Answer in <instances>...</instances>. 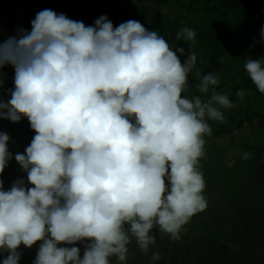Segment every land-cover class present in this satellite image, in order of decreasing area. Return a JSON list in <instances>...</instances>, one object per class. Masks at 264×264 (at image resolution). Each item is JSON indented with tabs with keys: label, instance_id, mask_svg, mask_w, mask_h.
Wrapping results in <instances>:
<instances>
[{
	"label": "clouds",
	"instance_id": "clouds-1",
	"mask_svg": "<svg viewBox=\"0 0 264 264\" xmlns=\"http://www.w3.org/2000/svg\"><path fill=\"white\" fill-rule=\"evenodd\" d=\"M31 26L0 43V69H15L0 119L27 118L36 133L14 157L33 187L18 179L4 190L0 179L2 264H19L20 246L38 241L34 264H127L133 241L149 255L154 229L179 240L207 208L200 161L209 121L227 123L223 110L237 106L215 90L219 78L197 71L194 87L206 99L183 95L195 52L181 62L184 48L172 50L136 20L114 26L103 15L86 26L43 9ZM176 38L192 49L196 32L184 27ZM244 68L264 94V58ZM236 95L243 101L245 92ZM9 141L0 132V175L13 159ZM160 259L152 252L149 264Z\"/></svg>",
	"mask_w": 264,
	"mask_h": 264
},
{
	"label": "rangeland",
	"instance_id": "rangeland-1",
	"mask_svg": "<svg viewBox=\"0 0 264 264\" xmlns=\"http://www.w3.org/2000/svg\"><path fill=\"white\" fill-rule=\"evenodd\" d=\"M52 0H0V43L7 41L9 37L18 36L20 30L27 32L31 31V21L35 19L36 13L43 9H47L48 4ZM110 11L115 15L111 21V16L107 15L109 20L114 26H119L121 23L128 20H136L144 25L149 31H157L170 45L172 50L175 48H184L185 54L177 53L181 62L185 61L188 57V53L192 50L198 55L200 61L206 62L208 56V47L204 42L209 38L207 29H217L219 25L224 24L225 20H232L230 14H227L226 10L230 6H225L220 11L215 10V5L223 2L224 0H168L162 2H156L155 0H105ZM57 14H64L69 19L74 20L78 17L82 10L79 0H63L61 3L51 8ZM97 17L94 18L95 20ZM94 26V25H93ZM223 26V25H222ZM184 27L191 28L196 32L195 46L190 49L192 42H185L177 40V33ZM222 28V27H221ZM236 31V39L226 46L227 52L222 55L221 60L216 65V69L212 75L219 78V84L215 87V90L222 94H227L229 97H233L231 100L237 106L232 109L223 110L227 123H219L215 121H209L212 127H219L228 129L231 125L241 117L242 110L248 113L249 118L238 128L233 131H225L216 135L212 128L211 135H206L205 145V157L200 161L201 171L204 176L206 188L204 190V196L207 200V208L202 211L205 216L210 215L211 208L215 206L216 209L229 210L227 205H231L226 201V192L235 193L236 203L240 202L243 198L251 197L252 191L257 190L259 184L250 188L251 195L248 192V186H240L238 189L235 183L236 178L241 177V172L257 169L255 166L257 162H260L261 166V181L264 178L263 163L261 160L264 158V94H261L255 85L251 83L249 86H244L243 81L247 76V72L244 68V64L247 59L251 58V53L244 44L246 39L245 31L242 29V25H238L234 29ZM253 30L250 27V31ZM203 39L201 38V34ZM217 33V32H216ZM216 45V44H215ZM219 46V45H217ZM220 48H224V45ZM205 65L200 64L196 69L189 74L190 90L187 95L189 98L195 95H201L202 99H205L202 94L195 90L194 85L199 83V76L205 75ZM199 71V76H197ZM0 79L3 80V85L0 86V99L7 102L10 97V90L14 89V76L15 69L11 64H7L0 69ZM244 91L245 97L243 101L236 95L237 92ZM0 132L7 133L10 137L8 144L9 151L13 154V159L8 162L0 179L3 180L4 190H9L18 179H23L27 184V173L21 168V166L15 160V154H25V149L30 145L32 138L35 136L34 130L30 127V122L27 118L22 119L20 122H11L7 119H0ZM245 153H249L250 156L254 154L253 159H244ZM255 163V165H254ZM240 180V179H239ZM237 182V181H236ZM239 183V182H238ZM215 184L219 185V189ZM28 187H33L27 184ZM223 191V193H222ZM239 195H241L239 197ZM263 199V200H262ZM211 200L216 205H209ZM235 204V202H234ZM225 207L223 208V206ZM239 217H235L231 221L223 219L222 223L219 219L221 213L218 212L215 219L220 221V229L222 234L227 235L237 234L245 241L248 239V243L245 246L250 248V245H254L256 248L252 254L249 251H245L244 256L240 254L241 250L237 251L236 242H233L231 238H224L226 242L222 243L223 250L216 251L208 247H205L209 240L204 238L203 241H198L197 235L194 241L198 242V248L211 252L213 259H218L221 264H252L254 261L258 262L261 259L264 261V215H261V221L257 224H251L252 220L245 217L242 206L233 205L231 207ZM261 209L264 210V184L261 183ZM262 211V210H261ZM200 213V212H199ZM199 213L195 214L198 217ZM251 217H254L252 214ZM257 220V219H256ZM189 223H194L197 227H200L208 233L214 234L215 227L211 222L207 225L205 222L199 224L193 221V217L190 218ZM202 224H206V228L202 227ZM210 226V227H209ZM261 228V234L258 232ZM190 229V230H189ZM191 233V227L185 225L180 233L179 240H171L167 235L159 232L158 229L153 230V235L156 238V244L152 247L148 256L143 255L137 248L133 241L129 247V258L127 264H149V258L152 252H159L162 262L165 264H197L196 261L199 257L198 252L187 250V248L194 243V241L188 239ZM195 234V233H194ZM210 236V237H211ZM215 235L212 236V239ZM235 237V235L233 236ZM209 238V237H208ZM255 238V239H254ZM227 239V240H226ZM254 239L255 242L252 240ZM41 241H38L35 245L39 248ZM204 244V245H203ZM241 244V243H237ZM71 247L73 245H62ZM81 249V257L83 256L84 244L77 243L74 245ZM32 248V249H31ZM27 248L23 245L20 246L19 251L21 258L19 264H34L33 255L36 256L33 251V247ZM253 249V248H252ZM35 250V249H34ZM36 251V250H35ZM37 252V251H36ZM255 253V256H254ZM261 256H260V254ZM9 253H0V264H2L3 258ZM25 256V257H24ZM228 256V258L226 257ZM149 257V258H147ZM211 257V261H212ZM221 257H226L222 260ZM253 258L255 260H253ZM158 262H154L157 264ZM111 264H118L115 257L111 258Z\"/></svg>",
	"mask_w": 264,
	"mask_h": 264
},
{
	"label": "trees",
	"instance_id": "trees-1",
	"mask_svg": "<svg viewBox=\"0 0 264 264\" xmlns=\"http://www.w3.org/2000/svg\"><path fill=\"white\" fill-rule=\"evenodd\" d=\"M63 0H52L47 9H51L61 3ZM81 7V14L74 20L82 21L86 26L94 25V18H99L103 15L111 16V21L114 22L115 15L110 11L105 0H79ZM156 2L168 1V0H155ZM230 6L227 8V14H230L233 19L223 21L224 24L219 25L217 29L210 28L207 29L209 33V38L204 42L208 47V56L206 62L200 61L197 56L196 69L200 64L205 65V75L213 74L216 69L217 63L220 62L222 55L227 52L226 46L236 39L235 27L242 25V29L245 31L246 39L244 44L251 53V58L259 59L264 58V38L261 37V30L264 29V0H224L223 2L215 5V10L220 11L225 6ZM222 27V28H221ZM250 27L253 30L250 31ZM217 32V33H216ZM201 34V33H200ZM201 38L202 34L200 35ZM216 44V45H215ZM219 45V46H217ZM224 45V48H220ZM188 57L185 58V60ZM252 83L251 78L247 75L242 84L244 86H249ZM206 99V98H205ZM230 100L233 97H229ZM243 112L241 117L236 121L235 124L231 125L228 129L223 128L225 131L233 130L241 126L248 118V113ZM216 135L224 132L221 128L212 127ZM262 160V158H261ZM263 170H264V161ZM262 166V165H261ZM199 217V216H198Z\"/></svg>",
	"mask_w": 264,
	"mask_h": 264
},
{
	"label": "flooded vegetation",
	"instance_id": "flooded-vegetation-1",
	"mask_svg": "<svg viewBox=\"0 0 264 264\" xmlns=\"http://www.w3.org/2000/svg\"><path fill=\"white\" fill-rule=\"evenodd\" d=\"M231 131H233V130H231ZM254 162V161H253ZM254 165H255V163H254ZM256 167H257V169H251V170H247L246 172V177L245 178H243L242 180L245 182V185L244 186H248L249 187V189H248V192H250V188L251 187H253L254 185H256V184H258L257 182L260 180V177H261V165H260V162H257L256 163V165H255ZM240 179V180H239ZM235 182L237 181V182H240L241 181V177H239L238 176V178H236V176H235V180H234ZM261 182V181H260ZM233 194L234 195H236L234 192H233ZM237 196V195H236ZM241 195H239V197H240ZM241 199V198H240ZM254 204H256V203H251V205H254ZM248 212V211H247ZM254 215V214H253ZM261 215H264V210H262L261 211ZM252 216V214L251 215H246L245 217L246 218H248L249 220H252L251 221V224H257L258 226H260L259 224H258V222H260V220H256L255 221V217H251ZM255 216V215H254ZM235 217H239V215L235 212V213H229V219L230 218H232V219H234ZM195 222H198V221H195ZM188 227H191V233L189 234V238L188 239H190L191 241L193 240L194 241V239H195V237H194V233H196L197 234V239H198V241H203L204 242V238L205 239H207V240H209V242L207 243V245H205V247H208V248H210V249H212V250H216V251H219V249H220V251H222L223 249V246H225L223 243H222V241H224V240H216V242L215 241H213L212 240V236L211 235H209V233H208V237H206L205 235H206V232L204 231V230H202V229H200V227H197L194 223H187L186 224ZM190 230V229H189ZM214 232H215V230H214ZM260 234H261V228L259 229V231H258ZM235 235V237H233ZM211 236V237H210ZM229 237H231V239L233 240V242H236V245L235 246H237V251H239V250H241V252H240V254H242V256L241 257H243L244 256V253H245V251H249L251 254H252V252H255V249L254 248H256L254 245H250V248L249 247H247V246H245V243L247 242H249L248 241V239H246L247 241H245L241 236L239 237L238 236V233L237 234H233L232 236L230 235ZM255 239V238H254ZM254 239L252 240L253 242H255L254 241ZM245 242V243H244ZM237 243H241V244H237ZM221 244H223V246H220ZM204 245V244H203ZM219 248V249H218ZM253 248V249H252ZM32 249V248H31ZM257 249V248H256ZM187 250L188 251H190V254H191V252L193 251H196V252H198V254H199V257H198V259H197V261H196V263L197 264H221L219 261H218V259H213V257H212V255H211V252H208V251H205V250H202V249H200V248H198V242L196 243L195 241H194V243L193 244H191L188 248H187ZM258 250V249H257ZM33 251L36 253L35 255H37V252L34 250V248H33ZM246 254V253H245ZM260 254V253H259ZM254 256H255V253H254ZM260 256H261V254H260ZM25 257V256H24ZM211 257H212V261H211ZM227 258H228V256H226ZM225 257V258H226ZM33 261L35 260V258H36V256L34 257V255H33ZM147 258H149V257H147ZM224 257H221V259L222 260H225L224 262H226V259H225ZM253 260H255L254 258H253ZM157 264H165L164 262H162V260L161 261H158V263ZM226 264H227V262H226ZM252 264H264V261H262V263H261V259H260V261H258V262H253Z\"/></svg>",
	"mask_w": 264,
	"mask_h": 264
},
{
	"label": "crops",
	"instance_id": "crops-1",
	"mask_svg": "<svg viewBox=\"0 0 264 264\" xmlns=\"http://www.w3.org/2000/svg\"><path fill=\"white\" fill-rule=\"evenodd\" d=\"M253 155L254 154H252L250 156V158L253 159V161H254V156ZM261 158H262V156H261ZM262 161H264V158H262ZM246 173H247L246 171L241 172V174H242L241 175V181L239 183L238 182H235L237 185H239V186H237L238 189L240 188L241 184L244 187L245 182L242 179L246 177ZM260 181H261V177H260V180L257 182L259 184V186L257 187V190H254L253 189L252 195H251V191H250L249 194L251 195V197L250 198L248 197L247 200H244L243 198H241V201L238 202V203H236V201H235L236 195H234L233 193H229L227 191L226 192V195L224 196V198L226 197L225 198L226 201H228V203H231V205H227L229 207V210H226L225 205L223 206V208L224 207L225 208L224 209H220V210L216 209L215 206H212L211 208L214 211L212 212L210 210L211 217H209V216L207 217L202 212H200V213L198 212L199 213V215H198L199 217H196V215H194L193 216V221L194 222L195 221H198L199 224L205 222L207 225L209 224V222H211V224H213V225H210V226H214L215 227V232H214V234H212V236L215 235L213 237V239H212L215 242H216L217 239L218 240H223L222 237L228 238V239L231 238V237H229V235H227V233L222 234V231L219 230L220 229L219 225H220V221L222 223L223 219H225L226 221H231L232 220V218L229 219V213H231V214L232 213H235L234 210L231 208L233 205H240V206H242V208H240V209H242V211L245 214V216L248 215V214L249 215L254 214L255 215L254 216L255 217V221H256V219H258V220L261 221V210H263V209H261V183L264 184V178H263V180L261 182ZM215 185H216L217 190H218L219 189V185L218 184H215ZM222 193H223V191H222ZM234 202H235V204H234ZM251 203H256V204L251 205ZM209 205H216V204L211 200V202L209 203ZM218 212L221 213L220 216H219ZM217 215L219 216L220 221L218 219H215V217ZM205 225L202 224V227H205L204 229H207L206 228L207 225L206 226ZM196 235L197 234L195 233L194 234V237L195 238H196ZM209 235H211V233H209ZM223 242H226V241L224 240Z\"/></svg>",
	"mask_w": 264,
	"mask_h": 264
},
{
	"label": "water",
	"instance_id": "water-1",
	"mask_svg": "<svg viewBox=\"0 0 264 264\" xmlns=\"http://www.w3.org/2000/svg\"><path fill=\"white\" fill-rule=\"evenodd\" d=\"M32 247L38 252L39 248L36 245H33Z\"/></svg>",
	"mask_w": 264,
	"mask_h": 264
}]
</instances>
